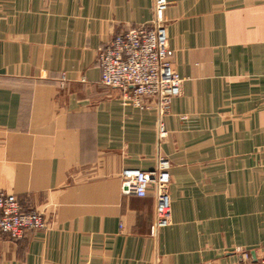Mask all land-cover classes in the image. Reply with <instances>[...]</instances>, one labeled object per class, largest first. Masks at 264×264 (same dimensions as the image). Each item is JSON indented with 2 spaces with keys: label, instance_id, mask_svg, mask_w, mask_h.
<instances>
[{
  "label": "crops",
  "instance_id": "crops-1",
  "mask_svg": "<svg viewBox=\"0 0 264 264\" xmlns=\"http://www.w3.org/2000/svg\"><path fill=\"white\" fill-rule=\"evenodd\" d=\"M166 1L183 83L160 119L95 64L111 36L151 23L153 0H0V190L46 221L0 234V264L264 259V0ZM159 157L171 216L151 235L152 194H122L120 174Z\"/></svg>",
  "mask_w": 264,
  "mask_h": 264
},
{
  "label": "built area",
  "instance_id": "built-area-1",
  "mask_svg": "<svg viewBox=\"0 0 264 264\" xmlns=\"http://www.w3.org/2000/svg\"><path fill=\"white\" fill-rule=\"evenodd\" d=\"M166 8V0H153L151 23L111 36L95 58L100 85L118 90L124 104L140 108L154 106L160 119L167 113L172 99L181 94L183 83L170 62L164 23ZM63 80L61 78V87ZM158 136H165L161 121ZM169 167L168 161L159 157L153 171L124 169L120 174L122 194L138 198L152 194L155 218L150 228L151 235L170 224ZM45 229L46 221L39 211L25 208L15 195L0 190V234L19 240L27 232ZM243 259L250 262L247 252ZM260 264H264V259Z\"/></svg>",
  "mask_w": 264,
  "mask_h": 264
}]
</instances>
